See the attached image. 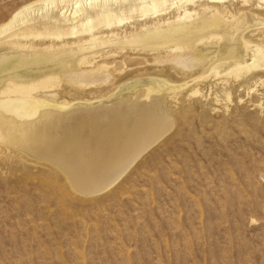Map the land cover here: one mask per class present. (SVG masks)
<instances>
[{"label":"bare ground","instance_id":"bare-ground-1","mask_svg":"<svg viewBox=\"0 0 264 264\" xmlns=\"http://www.w3.org/2000/svg\"><path fill=\"white\" fill-rule=\"evenodd\" d=\"M36 1L0 20V145L77 194L113 186L189 97L263 86L264 0Z\"/></svg>","mask_w":264,"mask_h":264},{"label":"rangeland","instance_id":"rangeland-1","mask_svg":"<svg viewBox=\"0 0 264 264\" xmlns=\"http://www.w3.org/2000/svg\"><path fill=\"white\" fill-rule=\"evenodd\" d=\"M34 2L0 0V20ZM261 85L189 97L192 110L96 194L0 145V264H264ZM84 98L98 99L63 100Z\"/></svg>","mask_w":264,"mask_h":264}]
</instances>
